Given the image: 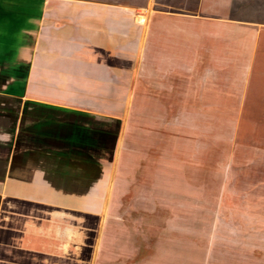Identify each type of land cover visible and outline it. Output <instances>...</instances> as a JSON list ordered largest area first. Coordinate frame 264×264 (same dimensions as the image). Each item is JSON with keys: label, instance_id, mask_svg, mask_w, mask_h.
Instances as JSON below:
<instances>
[{"label": "crops", "instance_id": "obj_1", "mask_svg": "<svg viewBox=\"0 0 264 264\" xmlns=\"http://www.w3.org/2000/svg\"><path fill=\"white\" fill-rule=\"evenodd\" d=\"M23 3L0 0V264H65L86 231L66 217L94 209L106 170L86 147L127 145L130 108L207 114L213 69L254 62L264 0Z\"/></svg>", "mask_w": 264, "mask_h": 264}, {"label": "rangeland", "instance_id": "obj_2", "mask_svg": "<svg viewBox=\"0 0 264 264\" xmlns=\"http://www.w3.org/2000/svg\"><path fill=\"white\" fill-rule=\"evenodd\" d=\"M253 55L229 75L213 69L207 114L130 108L127 145L86 147L91 168L102 155L106 170L94 209L66 217L86 231L65 264H264V30Z\"/></svg>", "mask_w": 264, "mask_h": 264}]
</instances>
